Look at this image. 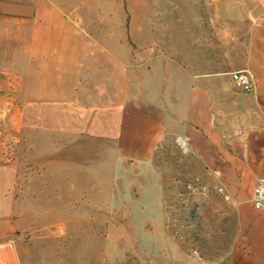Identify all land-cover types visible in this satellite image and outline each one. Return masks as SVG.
I'll return each mask as SVG.
<instances>
[{"label": "crops", "instance_id": "crops-1", "mask_svg": "<svg viewBox=\"0 0 264 264\" xmlns=\"http://www.w3.org/2000/svg\"><path fill=\"white\" fill-rule=\"evenodd\" d=\"M179 1L171 26L152 33L148 0H0V264H46L45 249L21 242L30 194L55 191L20 161L33 134L86 140L108 161L170 158L217 210L210 225L228 240L229 264H264V210L252 204L264 176V0ZM238 70L253 75V92L235 87ZM96 81L112 100L79 98ZM156 168L150 192L164 209L166 167ZM74 188L64 191H83ZM172 255L171 264H216Z\"/></svg>", "mask_w": 264, "mask_h": 264}, {"label": "rangeland", "instance_id": "rangeland-1", "mask_svg": "<svg viewBox=\"0 0 264 264\" xmlns=\"http://www.w3.org/2000/svg\"><path fill=\"white\" fill-rule=\"evenodd\" d=\"M97 3L101 6L102 2ZM180 3L185 4L179 0H148L152 33L155 23L171 26L173 9ZM156 9L163 13L157 19ZM150 68L152 76H147L151 79L153 66ZM98 85L102 84L96 81L94 88L80 89L79 98L112 100L107 97V88ZM32 137L35 140L29 145L19 146L20 161L24 165L28 162L36 183L55 186V191L46 188V192L30 194L34 206L25 210L21 242L24 248L45 249L46 264H171L177 260L172 255L176 249L206 262L229 264L225 256L228 240L217 225H210V214L217 210L212 211L203 202L199 179L178 176L170 158L165 163L154 158L148 164L118 158L108 161L105 148L86 140H58L49 134ZM173 150L182 156L184 149L181 143H175ZM28 151H33L31 157H25ZM94 152L97 155L93 156ZM160 164L166 167L161 178L164 209L150 192L158 183L155 170L161 173L156 168ZM74 185V190L85 192L64 191ZM58 186H63L62 192ZM146 204L153 207L142 208Z\"/></svg>", "mask_w": 264, "mask_h": 264}, {"label": "built area", "instance_id": "built-area-1", "mask_svg": "<svg viewBox=\"0 0 264 264\" xmlns=\"http://www.w3.org/2000/svg\"><path fill=\"white\" fill-rule=\"evenodd\" d=\"M235 87L244 93H251L255 89L253 75L247 70H238L231 73ZM252 204L256 210H264V176L257 180L253 189Z\"/></svg>", "mask_w": 264, "mask_h": 264}]
</instances>
